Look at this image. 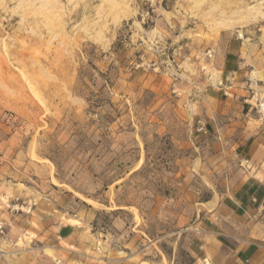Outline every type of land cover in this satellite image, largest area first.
I'll return each mask as SVG.
<instances>
[{
    "label": "rangeland",
    "instance_id": "obj_1",
    "mask_svg": "<svg viewBox=\"0 0 264 264\" xmlns=\"http://www.w3.org/2000/svg\"><path fill=\"white\" fill-rule=\"evenodd\" d=\"M262 93L264 0H0V264H202Z\"/></svg>",
    "mask_w": 264,
    "mask_h": 264
},
{
    "label": "crops",
    "instance_id": "obj_2",
    "mask_svg": "<svg viewBox=\"0 0 264 264\" xmlns=\"http://www.w3.org/2000/svg\"><path fill=\"white\" fill-rule=\"evenodd\" d=\"M233 181L212 211L219 220L216 241L200 250L202 264H264V172L237 174Z\"/></svg>",
    "mask_w": 264,
    "mask_h": 264
},
{
    "label": "built area",
    "instance_id": "obj_3",
    "mask_svg": "<svg viewBox=\"0 0 264 264\" xmlns=\"http://www.w3.org/2000/svg\"><path fill=\"white\" fill-rule=\"evenodd\" d=\"M252 98L255 99V103L253 106L255 107L256 111L260 114V117L264 119V95L258 97V96H255L254 94ZM199 129L200 130L204 129L203 123H201Z\"/></svg>",
    "mask_w": 264,
    "mask_h": 264
},
{
    "label": "bare ground",
    "instance_id": "obj_4",
    "mask_svg": "<svg viewBox=\"0 0 264 264\" xmlns=\"http://www.w3.org/2000/svg\"><path fill=\"white\" fill-rule=\"evenodd\" d=\"M257 77H258V78H260V76H259V75H257ZM262 95H264V93H262V94H261V96H262ZM254 103H255V99H254Z\"/></svg>",
    "mask_w": 264,
    "mask_h": 264
}]
</instances>
